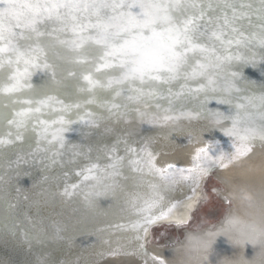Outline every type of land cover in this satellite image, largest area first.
Segmentation results:
<instances>
[{
	"label": "snow or ice",
	"instance_id": "obj_1",
	"mask_svg": "<svg viewBox=\"0 0 264 264\" xmlns=\"http://www.w3.org/2000/svg\"><path fill=\"white\" fill-rule=\"evenodd\" d=\"M255 45L264 49V0H0V96L9 100L24 94L43 96L12 104L13 110L4 115L8 128L0 134V146L21 140L30 128L39 129L41 141L55 149L51 157L55 164L66 148L64 133L72 123L65 117L74 109L95 105L106 112L108 117L103 112H86L80 117L95 127L114 115L175 129L178 117L168 114L175 111L174 101L203 93L199 110L180 116L207 113L208 126L222 128L233 140V151L223 152L218 141H210L196 150L191 167L169 164L157 168L150 152L125 142V156L116 155L113 147L110 163L103 170L91 164L80 174L84 181L91 178L102 183L94 175L100 170L111 179V185L102 184L106 194L131 154L139 158L129 161L130 167L143 173L141 165H147L148 172L163 180L179 176L191 181L207 175L217 164L227 167L232 160L247 156L255 141L264 142V94L244 97L243 103L235 105L234 114L207 108L209 93L221 94L220 103H232V93L240 89L235 82L237 73L229 75L228 69L234 67V61L255 67L254 57L239 54V49ZM41 66L53 70V84L71 77L78 92L84 94L82 102L66 104L46 91L33 89L30 70ZM221 74L225 76L222 85L216 79ZM201 79L207 83L195 89L189 86ZM176 85L179 91L174 92ZM162 100L168 108H162L158 102ZM17 106L19 110H15ZM46 110L58 118L40 119ZM227 121L230 127L225 126ZM64 195L72 192L65 188ZM150 206L146 202L143 210Z\"/></svg>",
	"mask_w": 264,
	"mask_h": 264
},
{
	"label": "rangeland",
	"instance_id": "obj_2",
	"mask_svg": "<svg viewBox=\"0 0 264 264\" xmlns=\"http://www.w3.org/2000/svg\"><path fill=\"white\" fill-rule=\"evenodd\" d=\"M152 131L151 133H156L158 137L147 135L150 138H144V141L138 143L135 141L127 144V146L136 144L134 148L138 151L146 149V152L152 154L156 167L163 168L165 165L161 158L167 156H163L159 149H152L151 143L154 140L167 141L165 140L167 132L162 128ZM196 133L202 134L204 132L198 131ZM186 134L195 133L193 131L177 133L178 136ZM196 135V138H191L194 143L192 147H189L187 143L176 144L179 145L178 156L193 161L196 150L203 147L200 140L206 139ZM123 136L125 137V135ZM207 137L209 139L206 140H211L220 136L208 134ZM118 141L125 142L123 139ZM259 143L264 144V142ZM112 144L105 145L98 142L96 148L87 144L83 149H75L69 154L56 157L57 163L55 164L51 163L49 156L36 160L26 157L19 162V165L17 163L11 164L9 161L0 164V185L2 184L0 192L4 190L3 184L9 187V210L4 213L6 219L8 217L13 219L14 224L10 227L6 226L3 230V237L6 241L0 243V264H23L30 257L34 258L30 264H52L55 262L54 259L62 261L64 259L62 256L71 255L70 252H74L76 255L80 254V251L76 250L81 239L77 238H84V244H87V241L89 245L93 244L94 235L97 234L99 228L89 229L91 230L90 233L95 234L85 239L86 236L77 233L79 230L85 232L90 227L84 226V221L80 225H75L76 221L92 219L95 208L106 210L114 204L112 201L115 195L120 192L117 190L115 195L109 193L108 197H110L107 198L101 193L102 183L94 186L98 182L97 180L90 178L84 181L80 173L91 164H98L100 170L105 168L110 163L109 156L112 154L110 152L113 148ZM115 148L116 155H126L125 145ZM74 152L77 155L73 159ZM140 155L144 156L145 152H141ZM131 156L138 158L129 154L127 159ZM70 159H73L72 163L68 162ZM166 160L169 161V158H165ZM129 161H127L128 165ZM130 169L137 172L132 167ZM100 170L96 171L94 175L100 177L102 173ZM204 176L200 200L196 207L191 210L187 221L179 225L173 223L154 224L149 232L150 224L153 223L155 216L159 213L158 209L156 215H153V218L141 228L135 240L136 243H133L135 247L131 248L133 246L131 245L127 247V251L126 249L123 251L127 255L130 250L134 251L132 252L133 258L120 260L119 263L115 262V264H151L152 257L156 256L165 259L168 264H238L244 261L250 264H264V246L243 244L233 232L228 230L229 225L233 228L237 225L243 226L247 222L245 217L259 216L264 212V180L251 175L229 178L223 175L218 168L210 170ZM102 177L100 178L102 179ZM118 179H116L115 184L118 183ZM105 183L111 185V179L109 178ZM71 185H76L77 188L73 189ZM65 188H68L72 195H64ZM140 188L127 187V190L123 189L126 191L121 193L120 197L122 198L127 191H136ZM229 192L235 197L229 196ZM51 195L52 198H50ZM0 196H2L1 193ZM48 198L50 200H47ZM97 198L100 202H96L94 205L93 200ZM81 200L82 202H80ZM77 205L82 207L85 216L83 214L79 217V214L73 213L75 209L77 211ZM234 210L237 211L236 216L232 221H228L229 214ZM10 213L12 214L10 215ZM65 218L67 220L63 222ZM65 224L69 227L75 225V227L72 231L66 230ZM58 225H62L63 228H57ZM27 226H29L28 229ZM114 226L110 224L109 230L112 231ZM6 230L14 231V234L5 233ZM148 232L149 239L145 245L148 251L139 252V247L144 245L143 238L144 240L148 238ZM73 239L77 240L75 248L70 244ZM8 240L13 241L18 246H12ZM66 247L67 249L70 248V251H66ZM114 255L118 254L113 251H106L98 264H106L111 259H115ZM76 261L68 262V264H77Z\"/></svg>",
	"mask_w": 264,
	"mask_h": 264
},
{
	"label": "bare ground",
	"instance_id": "obj_3",
	"mask_svg": "<svg viewBox=\"0 0 264 264\" xmlns=\"http://www.w3.org/2000/svg\"><path fill=\"white\" fill-rule=\"evenodd\" d=\"M233 48L235 49V45L233 46ZM239 54L241 56H248L249 58L254 57L256 66H252L251 63L244 64L241 61L233 62L234 67L228 69V74L230 75L232 72L237 73L235 82L236 87L239 88L240 91L232 93V96L230 97L232 100L231 104L220 103L219 100L222 99L221 94L209 93L208 98L210 99V103L207 105V108L212 112H221L227 114L229 111H231L234 114L236 112L235 105L238 103H243L244 97H259L264 94V60H262V57H264V49H262L259 45H255L250 49H239ZM48 62L52 63V60L50 59ZM30 71L31 77L29 79V83L31 84L33 89L46 91L48 95L55 96L58 100H63L66 104L78 101L82 102L84 94L78 92L79 86L71 77L63 80V82L60 84H53L52 69H45L43 66H41L39 68H33ZM8 75H11V73H8ZM57 79L60 80L61 77L57 76ZM216 79L222 85L225 76L221 74L220 76H217ZM206 83V80L201 79L199 83L190 82L189 86L195 89L199 86V84ZM173 91H179V85L173 87ZM25 92H28V90L26 89ZM42 98V95L33 94L16 95L13 96L11 100L5 99L3 96H0V134L5 132L8 128L6 121L4 120V115L7 112L13 110L12 104L14 102L19 101L20 103H23L27 100ZM203 99H205V96L203 93H201L199 97L189 94L183 100L174 101L173 106L175 108V111L168 114L178 117V127H176L175 129L169 127L164 123L141 121L138 117L136 119H132L131 117L117 119L114 115L102 121L99 127H95L85 123L80 119V117L84 116L86 112L100 114L103 112L102 109H98L95 105L84 106L79 110L74 109L71 113L68 114V116L65 117L66 119L70 118L72 123L64 133L66 148L64 150H61L62 155L69 154L72 151H75V149H83V147H85L87 144L92 148H96V144L98 142H102L105 145L113 143V147L125 145V142H127V144H131L135 141L138 143L144 141V138H150V136L147 135L158 137L156 133H151L153 132L152 130H157L158 128L166 130L168 135H165L167 136L165 140L167 141L163 140L162 142L159 140H154V143L152 142L151 146L152 149H159L161 153H163V156H167L169 158V161H165V158L167 157L161 158L164 161L165 167L169 164L176 165L180 168H188L192 166L194 161L178 156L177 151L179 145L176 144L187 143L189 147H192L194 146V143L193 141H191V138H196V134L206 139H209V137H207L208 134L217 136L219 135L220 137L213 138L211 140L202 139L200 140V143L202 142L203 146H205L210 141H218L221 145V151H233L232 138L228 137L224 133V130L222 128L215 127L211 129L208 126L207 119L205 118L207 116V113L201 111V115L199 117L193 116L192 118H188L187 116H180L181 112L188 113L199 110L198 103ZM158 102L161 104L162 108H168L167 101L162 100ZM55 107L57 109L59 108L58 105ZM15 110H19V106H17ZM151 110H156L154 105ZM103 114L105 115V117H108V114L106 112H103ZM163 114L164 113L162 112V115ZM57 118L58 117L55 112L49 114L47 110L40 117V119L42 120L49 121L55 120ZM85 119H87V117H85ZM230 124V121L225 122L226 127H230ZM189 131H193V133L195 134H186L183 136L177 135V133H184ZM198 131L204 133H196ZM123 135H125V137ZM119 139H123L125 142H119ZM259 142L262 141H255L253 143V150L247 156L232 160L230 163H227V167H220L217 164V167L214 166L212 170L218 168V170L223 175L229 178L251 175L264 180V144H261ZM135 146L136 144L130 145L131 148H134ZM46 149L48 150L46 151ZM54 151V148H50V146L47 145L46 142L41 141L39 136V129L32 130L30 128V130L25 133L24 137L21 140H14L13 143L0 146V164L8 163L9 161V163L11 164L17 163L19 165V162L26 157H31L35 160L45 158L47 156L52 157ZM138 158H132L131 156L125 160V166L121 169V175L116 177V179L119 178L118 183L113 185L110 191L105 194L104 189H101V193L107 196V198L110 197H108L109 193H111L110 195H115L117 190L118 192H120L115 195L112 201L114 204H112L106 210L95 208L92 219H79L76 221L75 225H80L84 221L83 225H86L87 228L90 227L88 228V230L91 228H99L97 234L90 233L91 230H89V232H87L88 230L85 231L86 233L80 232L79 230V232L77 233L79 235L82 233V236H86L85 239H88V237L95 234L93 244L89 245L88 241L87 244H84V238H77L81 239L76 250L80 251V254L76 255L74 254V252H70L71 255H63L62 257L64 259L62 258V261L60 259H54L53 261L55 262L52 264H68V262H74V260H77V264H98L101 261L102 255L106 254V251H113L115 254H118L114 255L115 259H111V261H108L106 264H115V262L119 263L120 260H126L127 258L132 259V252L134 251L130 250L128 255L125 252L123 253V251L125 249L127 251V247L131 245H133L131 246V248L135 247L133 243H136L135 240L140 233L141 228L147 221L153 218V215H156V211H158V209L159 213L155 216V220H153V223L150 224L149 232L151 226H153L154 224L173 223L175 225H179L180 223H184L188 220L191 210L196 207L200 200L202 183L205 176L201 175L191 181H184L179 176H176L173 179L163 180L160 176L156 175L155 172H148L147 165H141L145 169L143 173L133 172L131 171L127 161H131L132 159L136 160ZM103 169L104 168H102L101 170ZM134 173H136V175H134ZM100 175L102 176V173ZM81 178L83 179V176H81ZM106 179L108 180L109 178L102 177V184L107 181ZM3 185L4 190L3 192H0L2 195L0 196V243H4V241H6L3 237L4 228L6 226L10 227L14 225L13 219L10 217L6 219L4 213L9 210V187L6 186V184ZM97 185H99L98 182L94 186ZM72 186L73 185H71V188ZM130 186L134 188H141L136 191H127V193L123 194L124 196L121 198V193H125L127 187ZM153 186H155V189L153 188ZM123 189L126 190L123 191ZM228 194L233 198L235 197L230 192ZM52 197L53 196L51 195L50 198ZM50 198H48L47 200H50ZM93 201L95 202L94 205L96 204V202H100L98 198L96 200L94 199ZM80 202H82V200ZM146 202H148L151 206L147 210H143L145 208ZM76 208L77 211L75 209L73 211L74 214H79V217L83 214L85 216V212L83 211L82 207H80V205H77ZM11 214L12 213H10V215ZM236 214L237 211H232L229 214L228 221H232ZM66 220L67 218H65L63 222ZM91 220H93L94 223ZM137 223L139 224V227L133 228V224ZM110 224L115 225L112 231L109 230ZM75 225L73 227H69L65 224L64 227L66 228V230L70 229L72 231ZM28 227L29 226H27L26 228L28 229ZM56 227H60V229L63 228L62 225H58ZM6 232H8L9 234H14V231L6 230L5 233ZM149 232L147 240H144L143 238L144 245H141L139 247V252L145 253L146 251H148L145 245H147L146 241H148L149 239ZM76 241V239H73L70 243L73 248H75V244H77ZM8 242H10L14 247L17 245L11 240H8ZM119 249L122 251H120ZM65 250L70 251V248L67 249L66 247ZM32 259L34 260L33 257H30L29 260H27V262L23 264H30ZM57 261H59V263H56ZM151 264H168V262L165 259L156 256L152 257ZM238 264L250 263L244 261Z\"/></svg>",
	"mask_w": 264,
	"mask_h": 264
},
{
	"label": "clouds",
	"instance_id": "obj_4",
	"mask_svg": "<svg viewBox=\"0 0 264 264\" xmlns=\"http://www.w3.org/2000/svg\"><path fill=\"white\" fill-rule=\"evenodd\" d=\"M246 223L243 226L237 225L233 228L228 226V230L233 232L239 241L251 246H264V212L259 216L245 217Z\"/></svg>",
	"mask_w": 264,
	"mask_h": 264
},
{
	"label": "flooded vegetation",
	"instance_id": "obj_5",
	"mask_svg": "<svg viewBox=\"0 0 264 264\" xmlns=\"http://www.w3.org/2000/svg\"><path fill=\"white\" fill-rule=\"evenodd\" d=\"M140 250V249H139Z\"/></svg>",
	"mask_w": 264,
	"mask_h": 264
}]
</instances>
